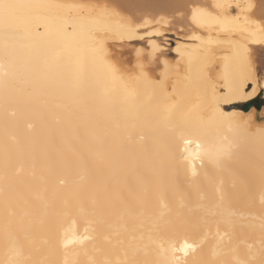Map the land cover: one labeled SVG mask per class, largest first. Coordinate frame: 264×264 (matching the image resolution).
I'll return each instance as SVG.
<instances>
[{
	"label": "bare ground",
	"instance_id": "6f19581e",
	"mask_svg": "<svg viewBox=\"0 0 264 264\" xmlns=\"http://www.w3.org/2000/svg\"><path fill=\"white\" fill-rule=\"evenodd\" d=\"M88 1L0 0V264H264V0Z\"/></svg>",
	"mask_w": 264,
	"mask_h": 264
},
{
	"label": "rangeland",
	"instance_id": "374dc122",
	"mask_svg": "<svg viewBox=\"0 0 264 264\" xmlns=\"http://www.w3.org/2000/svg\"><path fill=\"white\" fill-rule=\"evenodd\" d=\"M161 1L162 0H151V1L145 0V2H148L146 4H148L150 6L151 5L156 6V7L159 6L157 4L158 2L160 4L164 0L162 2ZM88 2H90L91 4H95L98 7H105V8L113 9L117 13L122 14L126 19H129V20H134L133 18L139 16L141 13H143V11L151 12L154 15L160 14L159 11L154 10V7H151V8H153V10L142 8V4L144 3V1L141 2L142 4L140 2H138L137 4L136 3H127L126 5L128 6V8H125V9L123 8L122 5H120L116 2L110 1V0H90ZM192 5H193L192 3H188L185 5L184 9H189L190 6H192ZM154 11H155V13H154ZM169 11H171V10H169ZM169 11L163 12V14L169 13ZM180 12H183V10L180 9ZM232 14L236 16L237 13L233 12ZM247 17H249L251 19H255V20L264 21L263 13L260 15H258V14L257 15H249ZM161 31H162V33H161L162 35L160 36V38H158V42H159V44L161 43L160 45L163 47L164 54L165 53L168 54L171 51V48L175 45L176 40H178L177 39L178 37L174 34L175 31L171 27L161 26ZM145 37L146 36H144L140 41H138L136 43V46L134 47L135 49H137L138 46L144 48V46L146 45V41L148 39V37H146V38ZM128 50H129V47H128ZM168 57L173 58V59L175 58V57H173V55H168ZM257 60H258L257 71H258V76H259L262 73V71L264 70V50L259 51L257 53ZM250 103H243L237 107H233V108L230 107V108L221 109V110L225 114V116H224L225 119H230V120H232V122H236V123L239 122L238 121L239 117H236L234 115V112L245 113L248 111L252 112L254 110V111H257V113H256L257 115H259L260 117H264V113H263L264 112V91L261 90L259 92V94L256 96V100H254V101L252 100V101H250Z\"/></svg>",
	"mask_w": 264,
	"mask_h": 264
},
{
	"label": "trees",
	"instance_id": "16d2710c",
	"mask_svg": "<svg viewBox=\"0 0 264 264\" xmlns=\"http://www.w3.org/2000/svg\"><path fill=\"white\" fill-rule=\"evenodd\" d=\"M254 100H256V98H255V99H253V101H254ZM247 103H250V102H247ZM242 104H243V103H242ZM250 104H251V103H250Z\"/></svg>",
	"mask_w": 264,
	"mask_h": 264
}]
</instances>
